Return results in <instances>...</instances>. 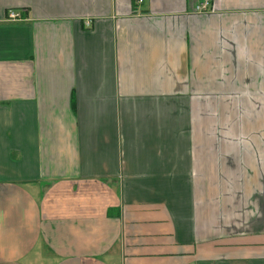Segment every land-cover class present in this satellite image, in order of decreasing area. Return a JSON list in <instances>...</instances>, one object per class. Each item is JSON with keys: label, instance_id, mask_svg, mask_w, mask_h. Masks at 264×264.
I'll return each mask as SVG.
<instances>
[{"label": "crops", "instance_id": "obj_1", "mask_svg": "<svg viewBox=\"0 0 264 264\" xmlns=\"http://www.w3.org/2000/svg\"><path fill=\"white\" fill-rule=\"evenodd\" d=\"M136 1L0 0V264H264V0Z\"/></svg>", "mask_w": 264, "mask_h": 264}, {"label": "rangeland", "instance_id": "obj_2", "mask_svg": "<svg viewBox=\"0 0 264 264\" xmlns=\"http://www.w3.org/2000/svg\"><path fill=\"white\" fill-rule=\"evenodd\" d=\"M143 1V3H145V0H142ZM253 131H244V133H242V136L243 137H248L249 136V134L250 133H252ZM256 133L258 134V137H260L261 136V131H257V130H255L254 131V134H253V136H252V138H256ZM237 134H238V131H236V130H228V134H227V141H230L231 140V138L232 137H234V136H237Z\"/></svg>", "mask_w": 264, "mask_h": 264}, {"label": "built area", "instance_id": "obj_3", "mask_svg": "<svg viewBox=\"0 0 264 264\" xmlns=\"http://www.w3.org/2000/svg\"><path fill=\"white\" fill-rule=\"evenodd\" d=\"M139 3V0L136 1V4ZM206 5L202 6L201 8L204 9ZM20 14L18 12H15L13 10H8V12H6V16H5V20L6 21H11V22H17L18 20H20ZM85 25H87V23H85Z\"/></svg>", "mask_w": 264, "mask_h": 264}]
</instances>
